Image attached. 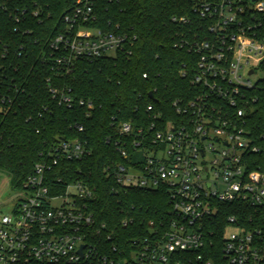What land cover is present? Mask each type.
<instances>
[{
  "label": "built area",
  "instance_id": "2783aa9c",
  "mask_svg": "<svg viewBox=\"0 0 264 264\" xmlns=\"http://www.w3.org/2000/svg\"><path fill=\"white\" fill-rule=\"evenodd\" d=\"M190 1L204 23L191 41L180 46L198 56L192 70L184 65L181 75L190 79L195 95L172 103L182 118L178 123L165 121L153 105L147 108L153 117L146 128L113 117L116 137L108 138V143L126 163L105 169L124 189L166 191L171 219L133 241L127 252L118 246L108 250L103 245L106 225L97 226L90 208L96 188L82 180L68 184L59 180L50 189L52 169L47 163L39 164L17 190L20 200L9 214L0 215V264H193L192 255L196 264H264V166L251 169L255 162L248 159L263 147L255 141L247 119L258 102L249 94L257 91L261 80L251 78L258 70L264 73V0ZM96 3L76 0L61 19L64 31L50 35L53 69L62 66L70 72L81 59L133 55L136 35L105 32L94 25ZM1 16L10 20L15 31L26 28L28 34L30 27L43 26L52 14L42 0H0ZM9 44L0 39V116L12 105L7 78L18 72L11 64ZM23 51L22 47L19 57ZM50 92L60 105L74 106L67 92L56 88ZM80 104L94 109L93 103ZM89 153L80 140H61L51 155L56 165L60 157L75 161ZM209 154L214 159L207 160ZM56 201L61 205L55 206ZM235 205L254 213L229 216L222 258L207 259L215 227L221 225L216 217L224 208L235 210Z\"/></svg>",
  "mask_w": 264,
  "mask_h": 264
},
{
  "label": "trees",
  "instance_id": "16d2710c",
  "mask_svg": "<svg viewBox=\"0 0 264 264\" xmlns=\"http://www.w3.org/2000/svg\"><path fill=\"white\" fill-rule=\"evenodd\" d=\"M75 1L42 0L52 17L43 26L30 27L28 34L26 28L15 31L8 18L0 17V39L11 43V64L18 69L6 81L12 105L0 116V169L10 173L16 190H21L37 165L44 163L52 169L47 181L50 189L59 180L61 184L82 180L96 188L90 208L97 226L106 225L103 245L108 250L118 246L127 252L133 241L144 239L171 219V204L164 190L124 189L107 174L105 169L126 163L108 143V138L116 137L112 118L146 128L153 117L147 108L153 105L155 113L165 121H181L172 103L195 95L197 90L181 72L184 65L192 70L198 56L180 46L191 41L204 22L194 14L190 0H97L94 25L105 32L136 35L133 55L81 59L66 72L62 66L53 69L48 39L64 31L61 19L69 14ZM174 17L188 18L190 22L175 23ZM51 88L71 95L74 106L60 105ZM249 95L258 97V102L247 118L248 127L263 147L261 153L248 158L255 162L251 169H256L264 166V76L257 91ZM82 101L93 103L94 109L82 106ZM61 140H80L90 153L75 161L60 157L54 165L51 154ZM253 213L237 205L235 210H221L215 220L221 225L215 223L217 233L206 250V258H222L223 230L229 216ZM191 260L196 264L194 255Z\"/></svg>",
  "mask_w": 264,
  "mask_h": 264
},
{
  "label": "rangeland",
  "instance_id": "374dc122",
  "mask_svg": "<svg viewBox=\"0 0 264 264\" xmlns=\"http://www.w3.org/2000/svg\"><path fill=\"white\" fill-rule=\"evenodd\" d=\"M263 73L259 70L256 72V75H254L251 79L253 82H256L263 78ZM215 147L218 149H222V144H217L216 142H213ZM207 160H212L214 157L209 154L206 157ZM11 181V175L9 172L0 169V215H6L9 214L11 209L16 205L18 200H20L19 191L13 188ZM55 206H60L61 201L54 202ZM230 232H235L234 228L229 229Z\"/></svg>",
  "mask_w": 264,
  "mask_h": 264
},
{
  "label": "water",
  "instance_id": "95a60500",
  "mask_svg": "<svg viewBox=\"0 0 264 264\" xmlns=\"http://www.w3.org/2000/svg\"><path fill=\"white\" fill-rule=\"evenodd\" d=\"M254 1H257V0H254ZM252 74V73H251ZM151 96H153V95H151ZM84 247H82V249H83Z\"/></svg>",
  "mask_w": 264,
  "mask_h": 264
}]
</instances>
